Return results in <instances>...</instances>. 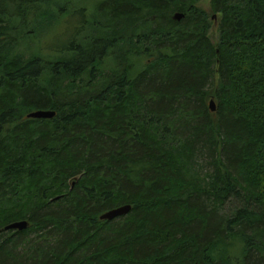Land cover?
Listing matches in <instances>:
<instances>
[{
    "label": "trees",
    "instance_id": "1",
    "mask_svg": "<svg viewBox=\"0 0 264 264\" xmlns=\"http://www.w3.org/2000/svg\"><path fill=\"white\" fill-rule=\"evenodd\" d=\"M199 1L104 0L45 55L30 15L84 10L0 0V264H264V0Z\"/></svg>",
    "mask_w": 264,
    "mask_h": 264
},
{
    "label": "rangeland",
    "instance_id": "2",
    "mask_svg": "<svg viewBox=\"0 0 264 264\" xmlns=\"http://www.w3.org/2000/svg\"><path fill=\"white\" fill-rule=\"evenodd\" d=\"M70 1L71 2L68 4V11H73L76 8L82 9L84 10L80 14L82 17H78L76 14L71 15L70 13H68L67 16L63 17H61L60 15L58 19L56 17V12H51L53 10L49 11V17H47L46 20H43L42 18L36 19L35 17L37 16V14L35 13L33 15H30L31 21L34 20L32 26H30L34 31L33 33L36 42L32 43V45L28 43V45H23V47H28V49L30 50H32V48H39V50H41L40 52L46 55L47 53L51 52V47H59L62 44L67 43L68 39L73 34L75 27L78 30L81 29V19L88 22L86 27L87 30L85 33L81 34V36H84L87 32L92 33L94 30L92 22L94 21V17L99 13V9L96 5L100 6V4L104 2V0ZM210 1L211 0H200L197 5L207 11H210ZM42 9L47 10L46 5H42L40 8H38V14L42 11ZM83 26L85 28L86 24H83L82 27ZM217 81L218 80L216 79V83ZM199 163L203 166L200 169L206 171L207 169H204V167L207 166V158L205 155H201ZM237 203V201L230 199V201L225 203V205L223 206L221 213L224 214L230 212L232 207L236 206Z\"/></svg>",
    "mask_w": 264,
    "mask_h": 264
},
{
    "label": "water",
    "instance_id": "3",
    "mask_svg": "<svg viewBox=\"0 0 264 264\" xmlns=\"http://www.w3.org/2000/svg\"><path fill=\"white\" fill-rule=\"evenodd\" d=\"M183 17H184L183 13H175L173 16V19H175L176 21H180ZM209 106H210V110L214 112L216 109V105L213 99L210 100ZM54 116H55V112L51 110H36V111L30 112L27 115L28 118H34V119H50ZM130 210H131V205H123V206L113 208L111 210L104 212L103 214L100 215L99 219L112 221L118 217H122L128 214ZM28 226H29V223L26 220L15 221V222H12L6 225L4 227V230L5 231H8V230L23 231V230H26Z\"/></svg>",
    "mask_w": 264,
    "mask_h": 264
}]
</instances>
